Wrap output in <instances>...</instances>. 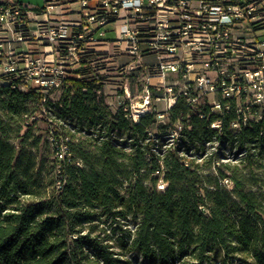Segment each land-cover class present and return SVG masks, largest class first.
<instances>
[{
    "label": "trees",
    "instance_id": "trees-1",
    "mask_svg": "<svg viewBox=\"0 0 264 264\" xmlns=\"http://www.w3.org/2000/svg\"><path fill=\"white\" fill-rule=\"evenodd\" d=\"M107 70L46 93L0 76V264H264V105L244 123L234 98L179 95L134 119L106 100ZM40 122L48 163L29 146L40 136L27 144Z\"/></svg>",
    "mask_w": 264,
    "mask_h": 264
},
{
    "label": "built area",
    "instance_id": "built-area-1",
    "mask_svg": "<svg viewBox=\"0 0 264 264\" xmlns=\"http://www.w3.org/2000/svg\"><path fill=\"white\" fill-rule=\"evenodd\" d=\"M71 3L78 5L77 19L54 16L57 6ZM41 9L0 0V76H21L23 89L55 90L84 67L143 68L146 99L137 114L131 110L134 119L150 109V85L167 90V108L179 95L192 104L205 98L212 110L234 98L244 123L253 118L245 109L264 105V0H45ZM118 56L129 61L118 66L112 60ZM145 56L153 60L143 63ZM154 77L168 81L152 83ZM129 98L127 88L111 104ZM50 139L58 159L70 156L65 142Z\"/></svg>",
    "mask_w": 264,
    "mask_h": 264
},
{
    "label": "rangeland",
    "instance_id": "rangeland-1",
    "mask_svg": "<svg viewBox=\"0 0 264 264\" xmlns=\"http://www.w3.org/2000/svg\"><path fill=\"white\" fill-rule=\"evenodd\" d=\"M20 2H22L24 5H28L29 7H37V6H44L45 0H19ZM75 6H78L77 4ZM108 35L111 36L113 35L112 31L108 32ZM50 58H52L50 56ZM112 60H114L115 63H118V66H122L123 63H126L129 61V58L127 57H114ZM151 60H153L152 56H145L143 63H148ZM104 64H106V62H104ZM111 67V66H110ZM107 68H104V70ZM119 68L118 70H107V74L104 77V92L106 95V100L109 103H114L118 97L119 94H122L123 92H125V90L128 88L129 92H130V104H131V110L133 111V113L137 114V112H139L140 109H142L141 107V103L144 102V100L146 99V87H144V85H146L147 83V75H145L144 73L140 72L137 73L135 75H131L129 74L130 72L127 73H122L120 72ZM86 76V75H85ZM173 77H171L170 79H172ZM152 83H162V84H166V82L168 80H165V78H157L154 77L150 80ZM55 96L58 95L57 93H54ZM167 104H168V100H165L163 98L161 99H152L150 101V105L155 107L157 110L162 111L165 110L167 108ZM149 106V108L151 107ZM113 108H115V105L112 106ZM44 125L43 123H38V128H34L35 130L33 131L34 133V137H32L27 144H31L35 138L40 136V141H39V145L38 147H34V146H30V149H32L38 156L39 160H44L46 161V163H48L50 157L48 154V148H47V144L45 141V132H44Z\"/></svg>",
    "mask_w": 264,
    "mask_h": 264
},
{
    "label": "crops",
    "instance_id": "crops-1",
    "mask_svg": "<svg viewBox=\"0 0 264 264\" xmlns=\"http://www.w3.org/2000/svg\"><path fill=\"white\" fill-rule=\"evenodd\" d=\"M76 3H71V4H64L57 6L54 10V16L56 18H62V19H67V20H74L79 17L78 13V6H75ZM40 6L34 7L38 8Z\"/></svg>",
    "mask_w": 264,
    "mask_h": 264
}]
</instances>
